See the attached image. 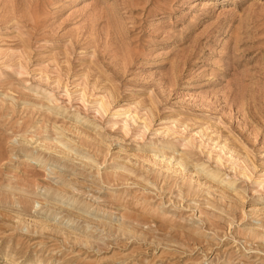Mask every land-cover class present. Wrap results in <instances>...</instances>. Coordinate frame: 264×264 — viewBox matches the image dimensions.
I'll list each match as a JSON object with an SVG mask.
<instances>
[{
	"label": "rangeland",
	"instance_id": "1",
	"mask_svg": "<svg viewBox=\"0 0 264 264\" xmlns=\"http://www.w3.org/2000/svg\"><path fill=\"white\" fill-rule=\"evenodd\" d=\"M0 264H264V0H0Z\"/></svg>",
	"mask_w": 264,
	"mask_h": 264
}]
</instances>
